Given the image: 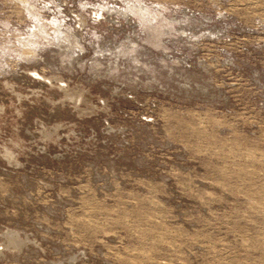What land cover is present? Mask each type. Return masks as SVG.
Here are the masks:
<instances>
[{"label": "rangeland", "instance_id": "rangeland-1", "mask_svg": "<svg viewBox=\"0 0 264 264\" xmlns=\"http://www.w3.org/2000/svg\"><path fill=\"white\" fill-rule=\"evenodd\" d=\"M72 262L264 264V0H0V264Z\"/></svg>", "mask_w": 264, "mask_h": 264}, {"label": "bare ground", "instance_id": "bare-ground-1", "mask_svg": "<svg viewBox=\"0 0 264 264\" xmlns=\"http://www.w3.org/2000/svg\"><path fill=\"white\" fill-rule=\"evenodd\" d=\"M92 10V9H91ZM94 13V17H96L97 18V16H100V15H102V12L101 11H99V10H97V11H94L93 12ZM76 14V13H75ZM77 18H78V21H76V22H78V24L79 25H82L81 23L82 22H84V20H86L85 19V17L84 16H80L79 14H77ZM93 18V17H92ZM101 18H103V17H101ZM98 19V18H97ZM100 19V18H99ZM33 72V71H32ZM31 72V73H32ZM5 238V237H4ZM24 238V237H23ZM22 238V239H23ZM22 239H21V242H22ZM24 241V240H23ZM6 242V241H5ZM20 242V241H19ZM26 242V241H25ZM17 244H18V241H17ZM20 244V243H19ZM22 244V243H21ZM20 244V245H21ZM24 245V244H23ZM19 246V245H18ZM17 245H16V247H18ZM20 247H22V246H20ZM20 247H18V248H20ZM11 248V247H10ZM14 248V247H13ZM12 249V248H11ZM4 251V250H3ZM22 251V250H21ZM73 258V257H72ZM75 258V257H74ZM74 258H73V260H74ZM68 259V258H67ZM73 264H74V262H72ZM61 264V263H60Z\"/></svg>", "mask_w": 264, "mask_h": 264}]
</instances>
